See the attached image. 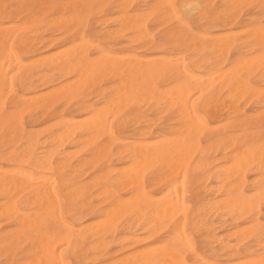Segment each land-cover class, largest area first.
<instances>
[{"label": "bare ground", "instance_id": "obj_1", "mask_svg": "<svg viewBox=\"0 0 264 264\" xmlns=\"http://www.w3.org/2000/svg\"><path fill=\"white\" fill-rule=\"evenodd\" d=\"M8 1L0 264L258 258L264 0Z\"/></svg>", "mask_w": 264, "mask_h": 264}, {"label": "snow or ice", "instance_id": "obj_2", "mask_svg": "<svg viewBox=\"0 0 264 264\" xmlns=\"http://www.w3.org/2000/svg\"><path fill=\"white\" fill-rule=\"evenodd\" d=\"M5 9H7V6H5ZM260 39L262 43H264V26H262L261 28ZM261 240L264 241V225L261 226ZM50 264H55V262H50ZM128 264H154V262L147 259L137 258L135 260L128 261ZM242 264H264V247L261 248L258 258L256 256H253L251 258H248L247 260H244Z\"/></svg>", "mask_w": 264, "mask_h": 264}, {"label": "rangeland", "instance_id": "obj_3", "mask_svg": "<svg viewBox=\"0 0 264 264\" xmlns=\"http://www.w3.org/2000/svg\"><path fill=\"white\" fill-rule=\"evenodd\" d=\"M15 0H9L8 1V3H13ZM158 28V25H151V29L152 30H156V29ZM66 217V219L68 220V218H67V216H65ZM72 257H71V255L70 254H67V256H66V262H67V264H72L73 263V260L71 259Z\"/></svg>", "mask_w": 264, "mask_h": 264}]
</instances>
